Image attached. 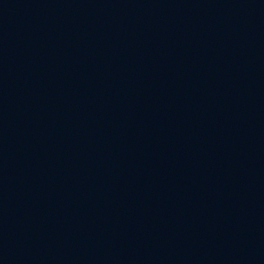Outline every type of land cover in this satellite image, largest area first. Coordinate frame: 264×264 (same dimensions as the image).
<instances>
[{"label": "water", "instance_id": "1", "mask_svg": "<svg viewBox=\"0 0 264 264\" xmlns=\"http://www.w3.org/2000/svg\"><path fill=\"white\" fill-rule=\"evenodd\" d=\"M0 264H264V0H0Z\"/></svg>", "mask_w": 264, "mask_h": 264}]
</instances>
